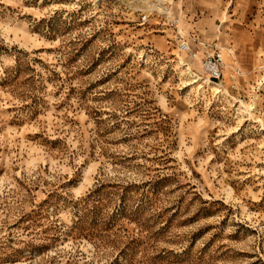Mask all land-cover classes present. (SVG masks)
<instances>
[{
	"label": "rangeland",
	"instance_id": "obj_1",
	"mask_svg": "<svg viewBox=\"0 0 264 264\" xmlns=\"http://www.w3.org/2000/svg\"><path fill=\"white\" fill-rule=\"evenodd\" d=\"M0 264H264V0H0Z\"/></svg>",
	"mask_w": 264,
	"mask_h": 264
},
{
	"label": "built area",
	"instance_id": "obj_2",
	"mask_svg": "<svg viewBox=\"0 0 264 264\" xmlns=\"http://www.w3.org/2000/svg\"><path fill=\"white\" fill-rule=\"evenodd\" d=\"M142 19L146 21V17H143ZM179 21V17H176L173 21H171L173 26L177 29L175 39L178 44V48L181 52H185L190 59H194L198 56V51L191 48L188 38H186L185 35L178 30ZM197 43L203 49V56L201 60L204 74L208 77V79H219L223 65L219 49L202 41H198Z\"/></svg>",
	"mask_w": 264,
	"mask_h": 264
},
{
	"label": "crops",
	"instance_id": "obj_3",
	"mask_svg": "<svg viewBox=\"0 0 264 264\" xmlns=\"http://www.w3.org/2000/svg\"><path fill=\"white\" fill-rule=\"evenodd\" d=\"M199 41H202V39H200ZM199 50V53H200V49H198ZM202 52L200 53L201 55L203 54V49L201 50ZM199 54V55H200ZM202 57V56H201Z\"/></svg>",
	"mask_w": 264,
	"mask_h": 264
}]
</instances>
